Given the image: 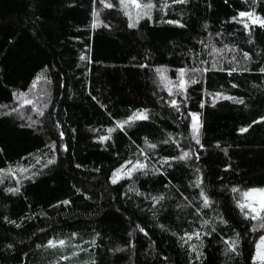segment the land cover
Returning a JSON list of instances; mask_svg holds the SVG:
<instances>
[{
  "label": "trees",
  "instance_id": "trees-1",
  "mask_svg": "<svg viewBox=\"0 0 264 264\" xmlns=\"http://www.w3.org/2000/svg\"><path fill=\"white\" fill-rule=\"evenodd\" d=\"M107 2L113 8L100 0H0V169L28 170L0 174V264H253L255 243L264 230L253 231L255 221L243 216L236 201L242 191L264 187V73L259 71L264 67V29L250 24L245 31L231 18L240 11L264 17V0H187L172 5L167 15L153 10L152 19H141L136 28L128 27L119 0ZM201 41H212L217 48L235 45L228 60L236 56L239 66L249 70L231 76L213 70L212 56ZM243 52L251 59L244 60ZM201 59L208 63L199 64ZM160 66L172 78L181 67L209 69L197 74L199 83L189 85L186 98L175 96L180 112L158 81L155 69ZM220 66L236 65L225 60ZM38 76L50 81H37L45 83L47 95L37 104L44 115L23 105L22 119L13 112L21 106L13 93L29 95ZM217 92L244 103L221 98L213 105ZM45 102L48 107L42 108ZM137 109H147L149 118L120 130L117 122ZM188 112L200 113L204 148L191 140ZM242 127L248 130L241 133ZM109 128L115 129L111 139L101 141ZM173 140L181 148L190 146L200 159L162 165L161 157L180 154ZM150 143L157 147L151 149ZM141 149L149 157L148 175L137 171L113 184V172L125 161H143ZM53 154L55 163L45 167ZM196 168L215 201L200 212L199 189L191 186ZM17 187L19 192L7 191ZM233 187L238 191L232 192ZM160 195L166 199L152 201ZM65 200L69 203H61ZM221 214L227 225L219 222ZM202 219L210 225L201 227ZM213 226L216 231L203 237L196 259L181 237ZM236 233L239 255L230 258L224 241ZM48 239H65L86 251L72 257L70 247H45ZM61 255L69 259L60 260Z\"/></svg>",
  "mask_w": 264,
  "mask_h": 264
},
{
  "label": "snow or ice",
  "instance_id": "snow-or-ice-1",
  "mask_svg": "<svg viewBox=\"0 0 264 264\" xmlns=\"http://www.w3.org/2000/svg\"><path fill=\"white\" fill-rule=\"evenodd\" d=\"M101 4H103L106 8H113V4L107 2V0H100ZM95 3V0H94ZM187 3V0H161L159 4L156 3V0H147V2H141V0H119V6L121 10L124 12V15L128 17V27L129 28H136L139 24V21L141 19H144L147 17L149 20L152 19V13L153 10H158L162 12L164 15H167V9L170 8L172 5L175 4H185ZM94 19L92 21V27L96 28L98 26V13L94 10L92 13ZM238 17L241 18L238 20ZM242 18H247L242 19ZM233 21H238L240 24L243 25V28L245 31H249V25H258L261 29H264V17H261L259 14H257L255 11H240L237 16H233L231 18ZM162 22L168 23V24H175L179 27H184L185 25L181 23L180 20H163ZM208 25L205 24L204 28L207 29ZM217 35H221V33H217ZM201 43L204 45L205 49H209V55L212 56V64L211 67L213 70L218 71H227L228 75L231 76L233 73L238 71H248L249 69L247 67H240L239 66V60H237L236 56H232L230 60H228V53L237 51V48L235 45H229V44H223L222 47L217 48L215 44L212 41H209L205 43L204 41H201ZM197 55V54H194ZM243 59L248 61L251 59L248 52H243ZM81 60L85 59V56L80 57ZM227 60L229 64H234L236 66L230 67V68H224L222 66L218 67V65H223L224 61ZM208 61L206 60H199V64L204 65L207 64ZM140 67H147L145 64H141ZM156 73L159 75L160 82L164 85L166 88L168 94L170 97H172L169 100V104L176 109L177 112H180L181 104L175 99L176 95L184 96L186 98V93L188 86L190 84H196L199 83V79L197 78V74L199 73H206L209 71L207 67H181L179 69H176L177 72V78L175 82H173L167 75L168 69L164 66L157 67L155 69ZM259 71L261 73H264V67H260ZM188 76L186 79L185 77ZM43 79L45 83H50V81L47 79V77H36L35 80L32 82V89L36 88L37 81ZM236 84H233L232 87H236ZM175 89V91H174ZM43 95H47L45 92ZM14 97H17L21 100V106L14 108L13 112H16L20 117L23 119V112L21 111V108L23 105H31L32 110L37 112L38 115H44V112L41 108L37 107V104L34 103L33 99H29L28 94L24 92L20 93H13ZM227 99L231 100L235 103H244L243 99L238 97H233L230 95H223L220 92L215 93L213 96V105L216 103L218 99ZM93 99H96V97H93ZM47 103H43L42 108H47ZM103 107V105H102ZM200 107H204L203 101L200 104ZM183 115V113H181ZM188 116L191 117V124H190V130H191V140L195 142L196 145H199L200 148H204V145L201 143V136H200V129L202 128V123L200 121V113L198 112H188ZM148 117V110L147 109H137L134 111L131 115L127 117L124 121H118L117 127L120 130H124V126L128 125L129 127L132 126V123L136 120H147ZM27 119L32 120V117L29 116ZM260 120L264 121V116L260 117ZM259 121H253V123H258ZM33 124L36 123V121H32ZM59 127V125L57 124ZM248 127H251V124L248 125ZM248 127H242L239 129L241 133H244L248 130ZM114 128H109L108 136H101L99 139L101 141L111 139L110 134L114 131ZM74 131V130H73ZM95 131V129H93ZM64 137V132L61 131L59 133V138L62 140ZM165 144L170 143V140L165 139L162 141ZM145 143H148L147 139L145 138ZM171 143H174L176 147L179 149L180 154L178 156H163L160 158V163L162 165H168L171 167V161H186L191 160L193 156L196 160L200 159V155L197 152H194L193 149L189 146L186 148H181L179 141H171ZM52 150L54 151L56 148V144H52ZM139 147V146H138ZM149 147L151 149H155L157 147L156 143H150ZM63 149L67 150V145L63 146ZM2 151V149H0ZM141 156H143V161L141 159H136L135 162L129 160L125 161V165H131V167L127 168L126 171L122 173V169H124L125 165H121L120 168H117L111 177L112 183L115 184L118 182V180L124 178V176L131 177L134 172H141L143 175H148L147 169L149 165L146 163L148 160V155L146 152L141 149ZM226 152V150H225ZM56 161V156L53 154L52 157L47 161V164L45 167H47L48 164H53ZM77 167H80L77 165ZM227 167H231L228 165ZM7 171V173L11 176H16L17 172L24 173L28 170L26 168H17L16 170H4L0 169V174H3ZM155 172H160L161 169L156 168L154 169ZM196 178L194 181H192L191 186L199 189L198 192V198L201 201V205L197 207V212L202 211V209H207L212 207V205L215 203V201L211 198L208 191L203 186L204 179L203 174L201 173V170L199 168L195 169ZM35 175V173H33ZM28 179H31L32 177H27ZM3 182V179L0 178V183ZM19 183V180L17 181ZM232 192H237L238 188L233 187ZM7 191L9 192H19L20 189L17 188H8ZM129 191H136L139 195L137 189L134 187H130ZM243 199L236 201V207L240 209V212L243 214V216L246 219H249L251 221H257L256 224L253 225V231H256L259 229H264V187H252L247 189L242 193ZM152 201L155 203H160L163 200L166 199L164 195L151 197ZM185 200L188 199V197H184ZM63 204H68L69 201L65 200L62 201ZM247 209V211H246ZM7 219V218H5ZM219 222L223 225H227L228 221L223 218V215H218ZM11 223H15L14 221H11ZM211 221L208 219H202L201 220V227H208L210 225ZM19 226V225H17ZM161 228H163V225H160ZM141 232H145L143 228L139 229ZM216 231V227H211L210 231H205L203 234H201V231L199 229L195 231H188L185 232L184 236L181 237V240L184 241L185 244L188 245L192 253L196 254V259H200L201 252L200 249L203 247V237H207L212 235ZM147 233L145 232V235ZM72 236H76V233H72ZM186 237V239H185ZM195 238L196 242H192ZM91 243L94 245L95 240L91 241ZM226 244L225 248V255L229 256L230 258L232 256H238L239 251L238 247L240 244V233H236L234 238H228L224 241ZM11 247V245L9 246ZM37 247H41V245H37ZM47 248L56 249L57 247H60L61 249L64 248H71V256L76 257L78 255V251H86V249H80L79 245L71 244L70 241H66L65 239H48L46 246ZM119 251V249H117ZM69 257L67 255H61L60 260H68ZM253 264H264V234L259 236L258 241L255 243V253L251 257ZM90 264H95V261H91Z\"/></svg>",
  "mask_w": 264,
  "mask_h": 264
},
{
  "label": "rangeland",
  "instance_id": "rangeland-1",
  "mask_svg": "<svg viewBox=\"0 0 264 264\" xmlns=\"http://www.w3.org/2000/svg\"><path fill=\"white\" fill-rule=\"evenodd\" d=\"M96 12H97V10H95ZM96 19H97V17H96ZM157 74V73H156ZM166 75L173 81V82H175V80H176V78H177V74H176V77L175 78H172V77H170V75L168 74V71H167V73H166ZM157 77H158V81L160 82V79H159V75L157 74ZM198 77V76H197ZM186 79L188 78V76H186L185 77ZM161 83V82H160ZM162 84V83H161ZM162 86L164 87V85L162 84ZM189 87V86H188ZM174 91H175V89H174ZM46 92V88H45V83H42V82H39V83H37L36 84V88L35 89H33L32 91H31V93L28 95V97L27 98H29V99H33L34 100V103H36V104H39V102L40 101H42V99H43V97H45V95H43L44 93ZM21 100H20V105H21ZM37 107H38V105H37ZM252 188V187H251ZM249 189V188H248ZM247 190V189H246ZM246 190H244V191H246ZM244 191H242L241 192V197H242V193L244 192ZM242 199H243V197H242ZM257 223V221H255L254 222V224H256ZM259 229V228H258ZM262 230H264V229H262ZM264 234V233H263Z\"/></svg>",
  "mask_w": 264,
  "mask_h": 264
}]
</instances>
